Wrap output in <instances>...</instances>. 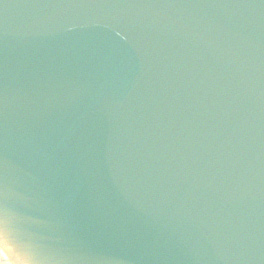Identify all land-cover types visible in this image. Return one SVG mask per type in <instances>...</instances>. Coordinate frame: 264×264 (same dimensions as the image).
<instances>
[{"label":"water","instance_id":"water-1","mask_svg":"<svg viewBox=\"0 0 264 264\" xmlns=\"http://www.w3.org/2000/svg\"><path fill=\"white\" fill-rule=\"evenodd\" d=\"M135 4L151 14L156 9L161 20L169 16L173 21L166 19L165 24L178 26L185 36L200 37L194 24L202 21L217 22L219 29H233L235 34L211 56L208 47L203 53H189L181 50L179 43L162 41L154 27H142L141 14L131 9ZM72 11L77 17L67 26ZM113 37L120 42L115 49ZM204 38V45L214 42L210 36ZM104 45L114 49L118 58L129 50L135 54V62L147 67L148 85L156 80L159 88L155 92L171 101L163 110L169 121L176 125L182 117L190 120L181 123L184 140H192L190 130L200 140L213 139L220 126L228 132L245 128L247 133L256 119L260 128L250 134L260 140L264 135V0H0V82L4 83L0 94L7 99V114L14 120L11 136L24 142H29L31 135L40 138L43 143L38 151L44 157L60 153V164L71 184L60 195L73 197L78 207L86 196L99 200L101 205L94 208L101 209H92L91 214L103 209L109 221L95 219L106 228H96L102 237L93 233L90 242L101 245L99 241L105 237L111 243L100 248L105 264H264V158L258 156H264V144L253 153L256 138L248 145V140L239 143L227 135L223 155H229L228 163H237V171L229 174L228 182L232 181L225 182L224 189L220 188L223 181L213 179L208 181L210 189L177 201L167 196L160 207L162 191L156 194L145 181L141 192L137 191L125 175L109 168L106 157L93 144L95 139L76 132V118L69 110L85 101L75 105L71 86L54 77L56 74L78 78L76 84H80L87 79L95 81L98 73L107 84L102 86L104 90L119 88L125 94L132 90L126 63H104L100 53ZM207 67L210 75L202 74L200 70ZM9 77L22 88L16 96H12ZM36 79L43 87L51 86L50 79L54 87H66V106L37 105V90L29 88ZM198 84L203 90L196 91ZM229 102L243 109L236 120L228 117ZM171 110L179 114L172 116ZM248 161L258 167L254 173ZM14 166L1 157L0 173ZM140 172L153 180L152 173ZM2 208L7 209L4 204ZM91 214L82 211L87 222ZM0 220L2 229L8 230L12 219L1 208Z\"/></svg>","mask_w":264,"mask_h":264},{"label":"bare ground","instance_id":"bare-ground-1","mask_svg":"<svg viewBox=\"0 0 264 264\" xmlns=\"http://www.w3.org/2000/svg\"><path fill=\"white\" fill-rule=\"evenodd\" d=\"M0 264H20L17 259L12 257L6 248L0 244Z\"/></svg>","mask_w":264,"mask_h":264},{"label":"snow or ice","instance_id":"snow-or-ice-1","mask_svg":"<svg viewBox=\"0 0 264 264\" xmlns=\"http://www.w3.org/2000/svg\"><path fill=\"white\" fill-rule=\"evenodd\" d=\"M2 227H3V221L0 220V228H2ZM34 255H35V253H34Z\"/></svg>","mask_w":264,"mask_h":264}]
</instances>
